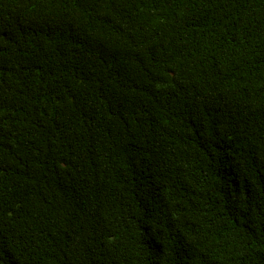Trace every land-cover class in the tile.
Listing matches in <instances>:
<instances>
[{"label": "trees", "instance_id": "trees-1", "mask_svg": "<svg viewBox=\"0 0 264 264\" xmlns=\"http://www.w3.org/2000/svg\"><path fill=\"white\" fill-rule=\"evenodd\" d=\"M0 264H264V0H0Z\"/></svg>", "mask_w": 264, "mask_h": 264}]
</instances>
